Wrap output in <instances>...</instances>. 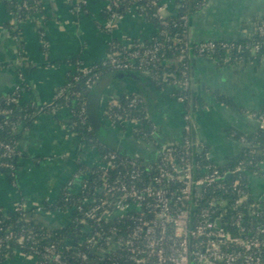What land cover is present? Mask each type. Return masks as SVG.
Segmentation results:
<instances>
[{"label":"built area","instance_id":"obj_1","mask_svg":"<svg viewBox=\"0 0 264 264\" xmlns=\"http://www.w3.org/2000/svg\"><path fill=\"white\" fill-rule=\"evenodd\" d=\"M103 1L106 13L103 29L112 35L107 54L92 65L78 61L70 78L74 81L84 78L83 83L89 90L99 78L98 67H110L117 71L136 70L152 81L171 85L172 96L185 105L182 144H160L154 161L110 150L100 153L90 167L78 168L63 188L66 195L78 193V224L81 225L78 248H72L69 238L60 244L56 240L43 242L33 231L27 235L9 231L0 237V246H8L12 240L22 246L30 241L31 253L18 250L14 254L27 264H264V198H253L249 185L240 179L243 174L249 179L260 175L264 158L253 170L242 163L227 169L210 158L204 143L193 136V113L186 105L190 97L191 66L184 60L192 53L199 57H218L215 55L218 50L226 51L225 57H218L220 60L235 57V61H243L246 50L256 55L264 49V17L255 22V33L245 43L214 39L192 42L180 36L182 32L189 37L190 15L182 11L188 0L173 5L164 0ZM41 3L42 0H20L29 14L40 11ZM89 3L90 0H76L72 9L78 16L86 14ZM149 10L152 16L148 15ZM126 17H141L154 26V32L147 39L118 38L113 33ZM151 17L159 21L161 28ZM171 26L179 27L181 32H172L167 28ZM165 45L172 52L180 53L175 69L162 70L169 63L162 51ZM20 77L23 79V74ZM70 78L53 100L40 108L45 110L46 106L56 112L64 105L69 106L70 131L81 138L75 128L80 123L87 124V98L80 89L73 88ZM19 91L18 87L7 100L19 103ZM126 98L127 107H122L116 97H110L103 105L105 118L115 127L130 126L140 141L152 144L157 126L152 123L150 131H144L139 117L127 111V108H137L143 99L137 93L126 94ZM10 112V109H0V115ZM252 117L258 121L259 128H264V112L253 113ZM4 123L0 122V129ZM87 129H93L92 125ZM241 140L247 144L245 137ZM83 144L86 149L99 150L98 145ZM17 153L16 145L0 138L1 166L13 168L8 158ZM228 176H232L230 181ZM72 209L46 211L43 204L29 206L20 202L13 210L22 213L19 221L45 220L57 213H65L70 221ZM28 210L34 215L29 216ZM69 250H73L72 257L78 263L66 257L64 252Z\"/></svg>","mask_w":264,"mask_h":264},{"label":"crops","instance_id":"obj_2","mask_svg":"<svg viewBox=\"0 0 264 264\" xmlns=\"http://www.w3.org/2000/svg\"><path fill=\"white\" fill-rule=\"evenodd\" d=\"M75 1L42 0L40 11L32 14L12 12L6 3H0V101L19 87L18 104L36 110L17 144L16 178L0 169V209H14L20 202L32 206L56 201L79 165L90 167L100 156L98 149H86L78 134L71 133L69 106L56 112L40 109L66 84L78 61L92 65L107 54L112 35L103 29L104 1L90 0L89 11L79 16L72 9ZM263 17L264 0H207L190 15L189 38L192 42L238 41L253 35L255 22ZM153 32L154 26L141 17H126L113 35L125 40L147 39ZM191 57L190 90L196 101L193 118L197 123L193 136L204 143L214 162L225 166L245 146L232 130L249 134L259 129L252 114L264 108V52L243 61ZM173 91L171 85L160 87L137 74L103 75L95 91L103 94V105L110 97L142 93L149 117L157 126L155 142L149 145L130 126L115 127L104 116L102 126L108 129L113 149L154 161L160 144L180 140L185 105L172 96ZM248 183L253 198H264V169ZM43 221L52 227L66 224L69 218L57 213ZM7 263L26 261L14 256Z\"/></svg>","mask_w":264,"mask_h":264},{"label":"trees","instance_id":"obj_3","mask_svg":"<svg viewBox=\"0 0 264 264\" xmlns=\"http://www.w3.org/2000/svg\"><path fill=\"white\" fill-rule=\"evenodd\" d=\"M4 3L7 4L9 10L15 13H25V11L21 4L20 0H2ZM32 1V0H31ZM204 0H188L186 3V6L182 8V11L188 12L189 15H191L195 10L201 7V3ZM181 0H176V3L179 4ZM148 15L152 16V10L148 11ZM152 18V17H151ZM169 21H174L173 18H169ZM178 22V20H176ZM152 22L157 24L158 28H161V25L157 19L152 18ZM169 30L172 32L180 31L179 27H167ZM188 32H189V26H188ZM180 36L182 39L187 40L190 38L185 35L184 33H180ZM164 42L165 40L162 39ZM191 41V40H190ZM232 41V40H231ZM241 43H245L247 41V38L238 40ZM163 53L166 54L167 58L169 59V63L164 65L162 67V70H172L175 69L176 66H178L175 61H177L180 58V53L179 52H172L170 47L168 45H165L164 49L162 50ZM264 52V49L260 50L259 52L256 53V55H252V53L248 50L244 51V58H251L255 56H260ZM218 57H225L226 56V51L225 50H218L217 53H215ZM191 56L193 55H187L184 57V60H187L190 63L191 66ZM235 58V57H234ZM233 58L232 61H235ZM98 71H100L99 78L97 82L103 77L105 74H112L116 75L117 70L112 69L110 67H98ZM126 72L127 75H136L139 73V71L136 70H126L122 71ZM190 74H191V69H190ZM126 76V75H125ZM72 80V86L73 88H78L81 90L82 94L84 97H88V95L92 92L96 91V86L97 82L93 86L92 89H86L83 79L79 81H74L72 77L70 78ZM155 82V81H154ZM156 84L160 87H163L165 84L160 83L156 81ZM190 97L188 102L186 103L187 108L193 113L196 109V101L193 98L190 90ZM135 94V93H134ZM141 96L143 99L142 102L137 106V108H127V111L136 114L139 119H140V128H142L144 131H150V127L152 125V120L149 117L148 111L145 106V97L144 94L142 93H137ZM8 97V96H7ZM7 97L4 98V100L0 101V109H10V113H6L3 115H0V122L4 123L7 121V123H4L3 128L0 129V138L6 142H10L11 144H14L17 146L22 130L26 128L31 121L32 117L35 113V109H33L31 106L28 105H23L20 106L16 102H9L7 100ZM19 97V96H18ZM118 101L121 103L122 107H127L128 99L126 98V95H121L117 97ZM226 102L231 104L228 99H226ZM43 106V105H42ZM41 106V107H42ZM76 109L80 110L79 105L74 106ZM47 107L45 106V110ZM41 109V108H40ZM117 110L116 108H114ZM259 112V111H258ZM260 112H264V108L260 110ZM74 119L79 120L78 116H75ZM16 125L17 127H15ZM91 125L90 121L87 119V124H81L75 128V131L79 132V135L81 136V142L82 143H87L88 145H98L99 146V151L100 153H106L107 151L110 150H115L111 146V141L109 138V133L108 129L106 126H102L99 130L95 131L93 129L88 130L87 126ZM231 134L235 136L236 138H242L245 137L247 140V144L244 146L242 151L235 157L233 158L228 164H226L224 167L227 169L233 168L239 163L244 164L248 169H256L257 168V162L261 159L264 158V128H259L253 133L249 134H244L242 132L234 131L232 130ZM178 144H182V138L178 141H176ZM18 149V147H17ZM118 151V150H117ZM120 152V151H119ZM17 157L18 153L11 158H8V160L13 163L14 167L9 168V167H3L0 164V169L5 170L10 174L11 179L16 178L17 174ZM201 159V158H200ZM3 160L2 158L0 159ZM79 167H82L86 169L85 164H80ZM78 171V169H77ZM232 176H228L227 181H230ZM241 181L244 184H249V178L246 175L241 176ZM44 209L46 211H54L57 208H62V209H67L68 207H73L72 213L70 215V221H68L64 225H58V226H47L46 223L41 219L34 220L32 219L31 221H19V218L21 217V212L14 211L13 209L10 210H5V209H0V237H4L5 234L9 231H13L16 235H22L25 234L27 235L31 231L35 232L38 234L37 238L43 242L49 241V240H56L59 244L69 238L72 240V248H78V239L80 236V229L81 225L78 224V193L73 194L69 193L66 195L64 191L62 190V194L59 199L53 202H48L45 201L43 203ZM29 216H33L34 212L31 210L27 211ZM32 243L30 241H25L24 245L22 246L20 243H17L15 240L10 241L9 245H2L0 246V264H8L7 260L8 257H14L15 252L18 250H22L24 253H31L30 246ZM72 251H65L64 253L66 254V257L71 260L74 263H78V260H76L74 257H72ZM9 255V256H8ZM27 264V263H24ZM50 264V263H48Z\"/></svg>","mask_w":264,"mask_h":264},{"label":"water","instance_id":"obj_4","mask_svg":"<svg viewBox=\"0 0 264 264\" xmlns=\"http://www.w3.org/2000/svg\"><path fill=\"white\" fill-rule=\"evenodd\" d=\"M118 77H123L127 75L126 72L119 71L116 74ZM137 76L144 77L146 80L150 81L151 79L145 74L139 72ZM103 94L92 92L88 95L86 99V110L87 117L93 127V130L97 131L102 127L104 121V112H103ZM195 122V129L193 131V135H195L197 123ZM220 224V223H219Z\"/></svg>","mask_w":264,"mask_h":264}]
</instances>
